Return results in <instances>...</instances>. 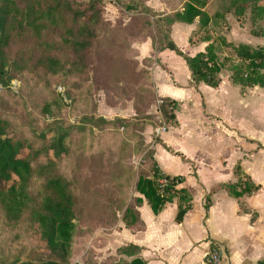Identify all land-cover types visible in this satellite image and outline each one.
Returning a JSON list of instances; mask_svg holds the SVG:
<instances>
[{
    "label": "trees",
    "instance_id": "16d2710c",
    "mask_svg": "<svg viewBox=\"0 0 264 264\" xmlns=\"http://www.w3.org/2000/svg\"><path fill=\"white\" fill-rule=\"evenodd\" d=\"M101 2L0 0L1 90L7 95H14L10 84L13 79H21L25 71L34 73L43 70L49 76H55L59 71H64L66 75L84 73V62L93 43L101 38V30L107 29L101 15ZM180 2L181 6L178 7ZM166 3L169 4V12H154L143 2L142 10L130 21V27L108 25L111 28L112 46L110 56L106 53V57L117 70L115 74L120 80L119 85L126 90L130 89L133 103L147 101L146 97L154 98L150 90L138 86L147 71L138 69L136 61L129 57L131 41L144 36L152 38L154 51L168 49L184 60L189 71L190 87L196 88L199 83H204L214 88L219 84L221 75L227 74L230 82L242 90L253 86L264 90V45L253 47L245 43L234 44L219 36L220 44L231 51L230 54L219 56L215 52L214 40L205 46L204 51L192 56L186 55L171 39V25L175 22L190 24L197 18L199 27L205 28L220 15L218 12L209 15L203 10L206 0H167ZM231 6L239 13L250 9L249 18L252 23L264 19V0H230L227 9ZM49 32L55 34L52 43L48 41ZM251 33L264 35V29L252 28ZM16 44L20 50L24 47L25 51L11 55V46ZM56 46L67 50L72 60H59L51 55L48 49L53 50ZM150 61L151 58L142 60L144 64ZM68 100L71 104V100ZM158 100L161 101L157 107L161 117L169 124H174L176 104L165 97ZM3 107L0 103V209L7 224L26 225L38 243L18 253L23 254L25 260L16 257L8 264H67L71 258L78 198L73 183L59 173V163L69 152L65 145L68 128L56 123V127L41 131L36 139L26 137L17 131L3 112ZM46 111L48 108L43 113ZM100 120L112 123L103 118ZM155 143H160L159 137ZM163 146L173 155L181 156ZM153 153L152 149L149 174L139 175L134 182L138 194L133 198L136 205L122 211L121 220L125 228L130 230L144 228L137 210L143 200L157 214L165 204L177 197L176 222H181L191 208V194L185 187H177L183 182V177L164 174ZM49 156L55 160L52 161ZM40 157L45 158L41 163ZM233 173L237 177L236 181L221 184L232 197L249 196L257 190L258 184L242 170L239 162L234 165ZM213 191L204 196L205 212ZM241 209L248 210L244 205ZM139 251L138 246L121 245L115 249L117 258L111 257L107 264H146V261L136 256ZM90 264L104 263L93 261ZM259 264H264V260Z\"/></svg>",
    "mask_w": 264,
    "mask_h": 264
},
{
    "label": "crops",
    "instance_id": "0c3cea01",
    "mask_svg": "<svg viewBox=\"0 0 264 264\" xmlns=\"http://www.w3.org/2000/svg\"><path fill=\"white\" fill-rule=\"evenodd\" d=\"M144 4L154 12L170 11L164 1L155 5L146 0ZM229 4L230 0H206L203 10L220 16L205 28L199 27L197 18L190 24L173 23L170 37L178 49L192 56L215 40V52L227 55L219 36L234 44L264 45L260 42L264 35L251 33L252 28L264 29V19L252 23L250 9L239 13L233 6L227 9ZM129 53L137 68L147 71L138 86L150 90L156 102L165 97L176 104L175 123L160 132L153 157L164 174L183 177L177 187H185L192 202L182 221L176 222L177 197L157 214L143 200L137 210L144 228L101 232L105 243L102 251L113 253L121 245L132 244L140 247L136 256L146 264H203L206 255L216 250L220 256L217 264H259L264 260V142L246 130L263 127L264 90L258 86L242 90L227 74L221 75L214 88L204 83L190 87L184 60L168 49L154 51L150 36L132 40ZM145 58L152 61L144 64ZM163 145L181 156L173 155ZM158 147L165 151L158 154ZM172 158L178 165L170 162ZM237 162L258 184L249 196L232 197L221 186L236 181L233 167ZM172 166L176 172L167 170ZM212 189L205 212L204 196ZM242 205L248 210H242Z\"/></svg>",
    "mask_w": 264,
    "mask_h": 264
},
{
    "label": "rangeland",
    "instance_id": "374dc122",
    "mask_svg": "<svg viewBox=\"0 0 264 264\" xmlns=\"http://www.w3.org/2000/svg\"><path fill=\"white\" fill-rule=\"evenodd\" d=\"M145 1L102 0L101 15L107 29L101 30V38L93 43L84 62V73L66 75L59 71L49 76L43 70L25 71L21 79H13L10 84L14 95L5 94L0 88L3 112L22 135L36 139L41 131L56 127V123L68 128L65 145L69 152L59 163V173L73 183L78 198L71 258L67 264L93 261L107 264L111 257L117 258L115 251H102L105 243L100 234L125 227L122 211L136 205L133 198L138 194L134 182L139 175L149 174L153 146L169 124L156 109L159 103L153 97L132 102L130 89L119 85L117 70L106 57V53L110 56L112 46L108 25L130 27V21L142 10ZM150 1L159 5V1L167 0ZM54 35L49 32L50 43ZM127 36L130 42V35ZM260 42L264 43V39ZM18 51L25 49L20 50L17 44L11 46V55ZM48 52L59 60H72L69 52L58 46ZM230 53L227 49V54ZM46 108L48 111L43 113ZM101 118L112 123H104ZM262 125V128H249L246 133L264 142V121ZM162 127L165 129L160 130ZM161 151L165 150L158 147V154ZM44 160L40 157L39 163ZM170 162L178 165L173 158ZM167 170L174 172L176 167ZM31 234L26 225L7 224L0 209V264H8L16 257L25 260L18 253L38 244Z\"/></svg>",
    "mask_w": 264,
    "mask_h": 264
},
{
    "label": "built area",
    "instance_id": "2783aa9c",
    "mask_svg": "<svg viewBox=\"0 0 264 264\" xmlns=\"http://www.w3.org/2000/svg\"><path fill=\"white\" fill-rule=\"evenodd\" d=\"M157 102L159 104L161 103L160 100H158ZM164 129H165L164 127L160 128V130H164ZM156 131L159 132V130H157V129H156ZM160 182L162 183L161 180H160ZM219 260H220V256H219L218 251L212 250L204 258L203 264H217L219 262Z\"/></svg>",
    "mask_w": 264,
    "mask_h": 264
}]
</instances>
